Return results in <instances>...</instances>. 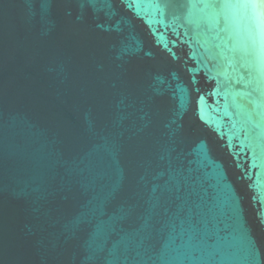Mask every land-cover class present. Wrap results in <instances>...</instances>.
<instances>
[{"label":"water","instance_id":"95a60500","mask_svg":"<svg viewBox=\"0 0 264 264\" xmlns=\"http://www.w3.org/2000/svg\"><path fill=\"white\" fill-rule=\"evenodd\" d=\"M0 264H264V2L0 0Z\"/></svg>","mask_w":264,"mask_h":264},{"label":"snow or ice","instance_id":"6c2138e0","mask_svg":"<svg viewBox=\"0 0 264 264\" xmlns=\"http://www.w3.org/2000/svg\"><path fill=\"white\" fill-rule=\"evenodd\" d=\"M262 2H264V0H262Z\"/></svg>","mask_w":264,"mask_h":264}]
</instances>
